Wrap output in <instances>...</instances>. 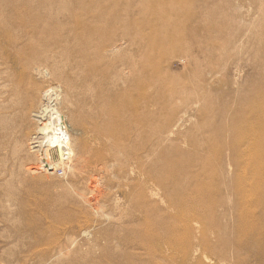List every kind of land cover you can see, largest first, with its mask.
<instances>
[{
    "label": "rangeland",
    "instance_id": "1",
    "mask_svg": "<svg viewBox=\"0 0 264 264\" xmlns=\"http://www.w3.org/2000/svg\"><path fill=\"white\" fill-rule=\"evenodd\" d=\"M169 1L0 0V264H264V0ZM141 50L150 126L118 139Z\"/></svg>",
    "mask_w": 264,
    "mask_h": 264
},
{
    "label": "bare ground",
    "instance_id": "2",
    "mask_svg": "<svg viewBox=\"0 0 264 264\" xmlns=\"http://www.w3.org/2000/svg\"><path fill=\"white\" fill-rule=\"evenodd\" d=\"M152 1L155 2L158 6L165 7L166 5L171 7L172 11H175L176 16H181L180 19L184 16V14L187 13L185 11L183 14V11L173 6L169 0H152ZM115 9L117 10L118 8ZM80 16L72 15L70 19L74 23H79L80 21L86 23L84 21V19L86 18L82 15ZM91 34L94 35L95 33H91ZM125 41L126 43H128V48H137L136 46L137 42L133 41L132 39L127 38ZM88 43L89 41H85L83 43V46L85 48L89 47ZM87 49L88 48L83 49L81 53L89 55L86 52ZM135 55H138L139 61H141V63L139 65L137 64L135 65L130 60H126L121 63V65L123 66L126 65L124 69L128 68V71H130L132 75L127 83L124 80L125 79L124 76L122 74L119 75L118 80L122 79L121 82L126 83V85H121V87L119 86V89L117 88L115 94H113L112 96L111 102L109 103L106 109V112L108 113V116L110 118L109 122L107 123L106 130L110 132L111 135L118 137V139H129V138L131 139L132 136L139 135L140 132L142 133L143 130L140 131V129L137 126L139 122H142L144 130L145 129L147 130L150 126L149 117H150L151 108L149 106V103L152 100V95L150 92L151 91L150 89L152 88V84H151V65H150L149 55L147 52H143L142 50L140 51V53L137 52ZM120 70L123 71V69ZM136 70H140V73L135 72ZM104 110L105 109H103V111ZM64 123H66L64 119L63 122L58 120V124L50 127V132L53 135H57L58 138L64 139L63 140L64 147L66 146L67 148L66 152L71 155L72 150L70 148V139L69 137L66 138L64 136L65 135L64 133L66 131L64 130V125H63ZM255 141L256 142H254L255 143L254 150L251 152L252 156H251L250 164L255 168L254 175L256 179L259 180L262 172L263 175H261L260 183L263 184L264 183V136L259 134L258 138L255 139ZM257 149L259 153L256 152ZM59 163L61 162L59 161ZM66 165L68 164H63V166ZM261 184L254 183L250 187L253 190L259 191V186ZM251 189H250V193H253L254 191H251ZM263 196L260 195L257 197V201H255L257 206L258 205L264 206ZM243 198L244 197H242V201L245 202L246 199L244 198L245 199L244 200ZM244 215L250 217L251 216L250 210H244ZM260 236L264 238V236L261 233ZM258 238L260 242H262V239L260 237ZM177 239H179V237L173 236L172 239H170V241H172V243L174 244L177 243V241H179ZM248 250H252V249L248 248Z\"/></svg>",
    "mask_w": 264,
    "mask_h": 264
}]
</instances>
